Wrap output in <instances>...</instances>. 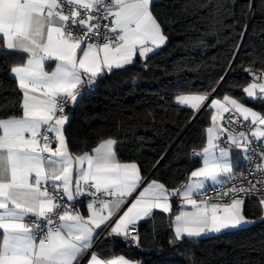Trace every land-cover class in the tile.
<instances>
[{"label": "snow or ice", "instance_id": "snow-or-ice-1", "mask_svg": "<svg viewBox=\"0 0 264 264\" xmlns=\"http://www.w3.org/2000/svg\"><path fill=\"white\" fill-rule=\"evenodd\" d=\"M157 4L0 0V55L17 86V97L0 115V264H143L125 255L102 257L94 249L99 232L106 229L108 236L139 247L140 224L160 210L168 214L169 243L175 246L250 225L254 221L244 212L248 199L255 198L264 213V107L256 110L232 94H217L233 70L240 42L212 86L193 89L177 81L169 106L191 112L185 131L194 118L210 115L200 130L202 146L186 154L199 166L175 187L156 176L149 179L137 160H122L114 136L73 150L70 106L105 73L123 71L138 59L147 68L148 59L166 46ZM244 7L252 9V0ZM215 8L234 15L233 6L220 0ZM245 34L238 33L241 41ZM244 72L246 83L229 86L241 87L247 99L264 106V55Z\"/></svg>", "mask_w": 264, "mask_h": 264}, {"label": "trees", "instance_id": "trees-1", "mask_svg": "<svg viewBox=\"0 0 264 264\" xmlns=\"http://www.w3.org/2000/svg\"><path fill=\"white\" fill-rule=\"evenodd\" d=\"M220 2L233 6L234 15L224 9L217 12V0H158L157 14L169 37L166 46L148 60L147 71L138 59L123 71L104 76L93 92L69 108L68 136L74 151L82 143L91 147L101 137L114 136L122 160H137L149 179L156 176L175 187L186 179L187 171L199 165L186 154L201 146L200 130L209 122L210 113L194 118L185 131L191 112L169 106L174 105V88L177 81L187 82L193 89L212 86L228 67L229 53L236 51L233 45L237 42L241 47L233 70L227 72V83L220 85L217 94H232L256 110L264 107L247 99L241 87L229 86L246 83L249 77L244 68L264 55V7L260 0H252V9L244 7L249 0ZM185 3L189 4L186 10ZM206 3L211 6L199 7ZM241 31L246 33L242 41ZM4 59L0 55V115L17 97L16 82ZM162 156L161 165L153 170L152 164ZM244 212L254 221L250 226L196 243L185 239L171 249L169 217L157 211L153 219L140 224V250L118 243L111 246L103 239L95 250L102 257L125 255L143 264H264V220L258 201L246 200Z\"/></svg>", "mask_w": 264, "mask_h": 264}, {"label": "crops", "instance_id": "crops-1", "mask_svg": "<svg viewBox=\"0 0 264 264\" xmlns=\"http://www.w3.org/2000/svg\"><path fill=\"white\" fill-rule=\"evenodd\" d=\"M107 74H109V73H105V75L104 76H106ZM13 78V77H12ZM97 85V84H96ZM87 93H91V92H87ZM86 93V94H87ZM246 95V94H245ZM76 105V104H75ZM74 105V106H75ZM74 106H70V108H72V107H74ZM201 146H202V144H201ZM199 166V165H198ZM175 207H176V209L178 210V208H179V201H177L176 200V202H175ZM260 210H261V208H260ZM156 211H158V212H160V210H156ZM176 213H175V211L172 213V215H175ZM168 215V214H167ZM262 215H264V213H262L261 212V216ZM169 224H170V220H169ZM252 224V223H251ZM250 224V225H251ZM250 225H248V226H250ZM247 227V226H246ZM105 232V234L103 235V233ZM107 230L106 229H102L100 232H99V236H98V239L95 241V244H94V249H95V246L97 245V243L101 240V239H103L105 242H108V243H110L111 244V246H114V244L115 243H118V244H121V245H123L122 243H120V242H117V241H114V240H110V241H107L106 240V238L107 237H109L107 234ZM103 235V236H102ZM213 235H216L215 233H211V234H208L207 236H213ZM206 236V237H207ZM117 255H119V254H117ZM111 257V256H110ZM82 264H86V261H82Z\"/></svg>", "mask_w": 264, "mask_h": 264}, {"label": "water", "instance_id": "water-1", "mask_svg": "<svg viewBox=\"0 0 264 264\" xmlns=\"http://www.w3.org/2000/svg\"><path fill=\"white\" fill-rule=\"evenodd\" d=\"M160 50H161V48L158 50V51H156V53L155 54H157L158 52H160ZM152 56H154V55H152ZM151 56V57H152ZM150 57V58H151ZM149 60V59H148ZM140 61H141V63H142V66H143V69H144V71H147L148 70V67L147 68H145L144 67V63H143V60H141L140 59ZM148 62V61H147ZM246 74V76L248 77V74L247 73H245ZM96 89V86H95V88L93 89V90H91V91H89V92H93L94 90ZM198 162V161H197ZM106 240L107 241H110V240H114V241H117V242H120V243H122L123 245H127V241H125L122 237H116V236H109V237H107L106 238ZM177 245V244H176ZM175 245V246H176ZM175 246H173V245H170V243H169V248H174Z\"/></svg>", "mask_w": 264, "mask_h": 264}, {"label": "built area", "instance_id": "built-area-1", "mask_svg": "<svg viewBox=\"0 0 264 264\" xmlns=\"http://www.w3.org/2000/svg\"><path fill=\"white\" fill-rule=\"evenodd\" d=\"M226 115H227V114H226ZM228 187H231V185L229 184ZM217 190H218V189H217ZM207 195H208L209 197H212V196L215 195V192H214L213 188L209 187V188L207 189ZM250 200H256V199H255V198H252V199H250ZM177 201H179V200H177ZM225 202H228V201L226 200ZM104 234H105V232L103 233V235H104ZM103 235H102V236H103ZM127 246L134 247L135 249L140 250L139 247H137L135 244H130V242H127Z\"/></svg>", "mask_w": 264, "mask_h": 264}]
</instances>
